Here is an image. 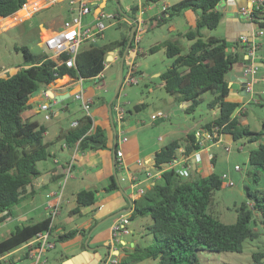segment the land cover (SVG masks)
<instances>
[{"label": "trees", "instance_id": "trees-1", "mask_svg": "<svg viewBox=\"0 0 264 264\" xmlns=\"http://www.w3.org/2000/svg\"><path fill=\"white\" fill-rule=\"evenodd\" d=\"M148 1L155 3L162 0ZM222 1L179 0L165 9L164 14L191 11L195 21L183 33L192 40L188 51H183L176 41L165 43L166 54L173 58V62L160 77L165 89L175 95L178 102L188 103L185 108L187 113L195 112L208 93V106L210 109H218V114L203 127L213 130L215 126H220L218 133L230 135L233 140L245 138L249 142L259 141L258 146L250 151L249 162L258 169H264V120L258 131L240 127V120L234 113L241 107V103L228 99L231 92L229 76L237 65L243 66L245 53L238 50L239 43L203 32L204 29H216L223 21L225 14L219 8ZM26 2L0 0V17L15 14ZM138 9V4L132 7L130 15L135 19ZM257 14L263 19L260 24L264 26L262 9L257 10ZM132 27L133 24L131 30ZM128 41L129 37L104 45L91 42L88 47L81 48L76 66L73 67L66 64V53L57 58L46 53L35 60L36 54L27 46L17 48L24 52L26 63L19 65V69L8 77L0 75V223L12 214V209L22 201L26 187L39 176L38 162L49 156V142L44 137L47 126L39 120L24 117V112L30 108V99L64 75L96 79L105 69L109 52L119 48L122 56ZM231 46H237V49L230 51ZM159 48V45H155L150 51L155 52ZM2 71L0 65V73ZM144 105L145 102L135 107ZM78 121L77 126L61 134L69 147L78 144L80 150H86L107 146L106 129L95 126L93 116L84 113ZM181 147L186 156L201 149L195 133L189 132L184 140H173L157 151L155 168L161 170L163 165L171 162ZM118 172L116 157L115 174L105 187L106 191L121 188L119 178H116ZM253 176L254 181L259 183L261 178L258 171ZM222 183V176L215 171L204 175L192 169L190 176L184 177L176 169L164 170L161 180L156 181L140 199L135 200L132 213L133 218L138 215L151 216L148 230L153 234L154 244L129 246L116 264H135L147 258L156 259L159 264H201L198 258L200 250L242 251L245 240L256 239L264 233V191L248 189L249 198L255 201L254 210L245 201L236 207L237 220L225 223L212 209L215 193L222 188ZM96 199L95 189L79 191L74 213L81 212L87 206L97 209ZM255 212L260 216L259 219ZM49 226V217L18 225L10 235L0 240V264H9L2 259L3 256L18 249L38 232L49 229ZM90 230L70 229L59 234L57 241H66L78 234L88 236ZM253 259L255 264H264V250L254 252Z\"/></svg>", "mask_w": 264, "mask_h": 264}, {"label": "crops", "instance_id": "crops-1", "mask_svg": "<svg viewBox=\"0 0 264 264\" xmlns=\"http://www.w3.org/2000/svg\"><path fill=\"white\" fill-rule=\"evenodd\" d=\"M104 1L105 0L94 1L93 11L91 13L93 19L91 21L96 19L97 12L99 11L98 6L103 4ZM250 3L251 0H224L220 3L219 8L223 10L225 14L222 21L225 25V32L227 36L225 39L228 41L230 40L229 42L238 43V38L242 34L251 33L253 25L250 23V21L240 17L238 14L240 8L249 6ZM153 4L154 3H149L148 0H145V3L142 5H146V7H148L147 11H154L155 5ZM64 5L66 8H64ZM164 5L170 6L169 4L163 3L160 8H157L158 10H156L155 13H152L148 17L147 13L145 12L146 9L143 11L139 3L137 16L145 22L147 18L149 19L154 16H159V13L163 11ZM53 6L57 7L49 10V8ZM53 6L45 8L48 10L38 23L37 30L40 33V36L44 30L50 33L54 31L55 28H57V30L60 29L63 22L71 16L67 3H59ZM22 9L26 8H21L11 16L0 17V31L12 28L22 22L30 20L33 18V16H35V14L44 10L41 9L31 15V12L26 9V14L20 15L19 13ZM187 14L191 16L190 24H194V14L191 11L187 12ZM129 16L131 15L129 14ZM129 16L121 15L120 18L119 15L118 19L120 18L129 26H132L133 21ZM262 16H264V9H262ZM49 28H52V30H49ZM238 45L240 47L238 50L245 53L243 46L240 44ZM236 49L237 46H231L229 48L230 51ZM114 51L119 52V48ZM119 55L121 58L118 60H112L111 55V58L109 59L110 65L112 62L122 60L120 52ZM259 62L261 63V70L264 73V35L262 36V47L259 50ZM18 69L19 66L11 69L9 74L4 76L8 77L10 74L15 73ZM241 69L242 67L240 64V66L237 65L231 72L230 82L233 84V82L238 81L240 87L237 90H233L231 86V92L228 96V99L239 102L241 103V106H243V98L247 94L243 92L241 82L238 79L232 80V76L236 74V72L241 71ZM7 70L8 69L3 70L2 73ZM98 78L102 79L103 77ZM85 80L87 79L82 77L73 78L69 75H64L62 78L57 79L47 88L41 90L30 99V108L24 112V117L39 120L41 123L47 126L44 137L45 140L49 142V156L46 159L38 162V168L40 170L39 176H37L26 187L22 201L12 209V214L8 215L3 224L13 223L14 230L18 225H22L23 223L28 224L45 219L48 217L50 205L59 203L60 214L55 218L52 228V234L56 241L59 234H62L70 229H91L88 234L89 245L95 248L100 245H110L112 254H114L119 261L126 249L136 245L142 246L139 242V238L135 236L136 232H139L140 235L143 234L141 222L143 220L147 221V228L151 223L148 221V219L146 220L145 216L138 215L133 218L132 213L135 208V200L140 199L143 195V193L138 192V190L143 189L146 191L156 181L161 180V173L158 174L159 170L156 171L157 169L154 166L157 151L162 149V147L173 140H184L189 132H194L195 129L198 128H204V125L201 127H195V125L183 127L181 124L170 126L165 128L163 134L159 135L157 138H153V143L149 147L143 148L142 143L137 141V139L131 141L130 138L125 136V133L130 132L133 134L132 138H135L140 134L139 131H141V128H137L136 125H133L134 122L132 121L128 126H125L123 122L126 120V116L123 114V118L120 120L118 111L114 106H112V114L114 119L113 124L111 120L110 109L107 110V108L103 106L98 107L93 112H91V116L94 117L95 126H101L106 129L107 146L99 149L75 150V147H69L67 145L65 146V141L61 138V134L70 128L71 123L78 119L82 113L71 119H68L67 122L64 123V118L61 117L62 110L52 111L53 103H51L50 100H58L53 98L50 93L52 91L53 95L59 97L62 101L68 97L75 96L77 92H82L84 98L88 97L87 99L94 103L93 97L90 95L93 88L89 87L88 89H85L83 84V81ZM257 84L258 86H264V80L259 77L255 82L254 94L256 92L264 93V89H257ZM117 102L119 101H115L113 105H115ZM143 102L145 101H142V103ZM44 103L50 105L49 110L51 111L50 113L53 114L49 119L47 118L48 113H45V115L41 117V114L44 111L46 112V110H41V106ZM181 105L183 106L182 109H184L188 103L182 102ZM135 108L140 109L141 107ZM244 112L245 109L241 112L236 111L234 115L239 118L240 114ZM96 115L99 117L97 118ZM184 121L186 122L187 120ZM170 136H175V138L170 139L167 143L161 145V142L167 140V138ZM221 139L222 142L208 144L202 149L201 153L199 151L197 152L198 154L192 156L190 162L192 163L193 168L194 165H196L195 170L197 173L208 175L213 172L215 164L212 161L216 159V156L214 155L213 159L210 158V154H213L211 153L210 148L214 145L225 143L229 144L233 140L230 135L224 133L222 134ZM115 142L117 144V148L123 153V163L119 165V172L117 174L121 188L109 192L105 190V187L111 182L112 176L115 174V164L113 157V148ZM181 149H183V147H181L179 150ZM70 164H72L71 175L67 179L63 195L59 197L58 192L60 190L62 180L65 178L67 174V168ZM120 172L122 173V176L119 175ZM149 173H153L155 176L149 177ZM133 178L134 182L137 184L136 188L131 187ZM145 183L147 184L144 185ZM83 189L97 190V209H92L90 206H87L82 208L81 212L74 213V209L77 205L76 195ZM64 206H68L67 224H73V226L69 229L65 227L63 221L59 218V216L63 214ZM122 210H124L125 213L131 214V223L129 227L132 230V233L125 235L120 242H115L112 238L111 226L115 216ZM75 215H77L79 218H77ZM1 224L2 223H0V225ZM13 230L11 229L8 235H10ZM88 236L78 234L69 240L62 242L57 241L55 248L47 251L45 255V261H43L41 264H100L106 256V251L104 249L91 250L87 248L85 240ZM19 249L20 247L6 254L2 257V259L9 264H14L15 262H18V264H31L32 260L27 257L25 252L22 255H17V251H19ZM23 258H27L30 260V262L23 261ZM143 261L137 262L135 264L142 263ZM104 264L114 263L112 262V258L109 257L104 262Z\"/></svg>", "mask_w": 264, "mask_h": 264}, {"label": "rangeland", "instance_id": "rangeland-1", "mask_svg": "<svg viewBox=\"0 0 264 264\" xmlns=\"http://www.w3.org/2000/svg\"><path fill=\"white\" fill-rule=\"evenodd\" d=\"M178 1L179 0H162L155 2L153 4L155 5L154 11H147L148 7H146V5H141L140 7L143 11L146 9L145 12L149 17L152 13H155L156 10H158L157 8H160L163 3L172 5ZM142 3L144 4L145 0H142ZM136 4H139V0H107L103 9L113 14H119L120 12L121 14L119 15L121 18V15L132 14V7ZM56 7L57 6H53L49 8V10ZM64 8H66L65 5ZM47 10L48 9H44L35 14L30 20L22 22L17 26L0 31V65L3 70L8 69L3 73L1 72V76L8 75L11 69L26 63L24 52L17 48L27 46L31 52L36 54L35 60L49 53V50L41 42L49 32L44 30L40 36L37 30L38 23ZM164 11H161L159 16H154L149 19L145 18L146 21L140 26L143 32L139 35V41L137 43L139 53L135 59L137 67L135 76L138 79L137 83L123 82L120 87L121 61L112 62L111 65L106 67L102 79L97 77L95 80L87 79L83 81L85 89L89 87L93 88L92 93H90L94 100V103L90 106L91 112L103 106L108 110L109 101L120 88L119 96L116 98V101H119L124 109L123 114L126 116V120L123 122L124 125L128 126L132 121L134 122L133 125H136L137 128H141V131H139L141 135L139 134L137 137L132 138L133 134L127 132L125 136L130 138L131 141L137 139V141L142 143L143 148L149 147L153 143V138H157L159 135L163 134L165 128L179 124L183 125V127L190 125L201 127L212 121L218 114V109H210L208 106V99L210 96L208 93L205 94V99L200 103L195 112L187 113L185 108L182 109L183 106L177 101L176 96L169 93L162 85L160 74L170 67L173 62V58L168 57L166 54L165 43L169 40L176 41L183 48V51H188L192 43V40H189L183 35V33L191 27V16L187 14L189 11L187 10L181 14H170V12L164 14ZM120 18L116 20H106L107 24L113 23L105 30L104 38L98 39L97 43L99 45L122 40L125 37L130 38L131 28ZM92 19V14L88 15L84 19V23L91 24L95 21H91ZM49 30H52V28H49ZM56 30L57 28L54 29V31ZM203 32L206 35L227 37L223 22L216 29H204ZM136 33L137 29L135 34ZM90 43V40H86L82 48L88 47ZM134 45L136 44L133 43V46ZM155 45H159L160 48L155 52H151L150 49ZM107 61H109L108 57ZM229 77L231 81V75ZM231 86L233 90H237L240 87L238 81L233 82ZM257 89H264V86H258L257 84ZM142 101H145V105L140 109H136L135 105L141 104ZM50 102L53 103L52 111L62 110L61 117L64 118V123L80 113H85L82 100L75 96L68 97L62 101L51 99ZM243 103L245 104L243 105L246 113L240 114V127H249L255 131L260 130L264 120V93L256 92L253 95L248 93L244 96ZM159 111H162L168 117H156ZM50 112V110L44 111L41 117H43L45 113ZM96 117L98 118L99 116L96 115ZM170 137L161 142V145L175 138V136ZM229 144H231L230 153L225 149L227 146L226 143L214 145L210 148L211 153L216 156V159L212 161L215 164L213 171L221 176H226L234 182V185L225 186L216 191L212 204L214 214L225 223H233L237 220L236 207L245 201H247L248 206L254 210L255 201L249 198L247 194L248 189L252 191H257L258 189L262 192L264 191V169L262 167L258 169L249 162L250 151L258 146L259 141L249 142L247 139L242 138L239 140H232ZM241 145L244 147L243 150L239 149ZM201 151L202 149L200 153ZM237 167L240 169L237 170ZM156 171H158V169ZM256 171H258L261 178L259 183L254 181L253 174ZM119 175L122 176V173L120 172ZM146 184L147 183L144 185ZM67 210L68 206H64L63 214L60 215L59 218L63 221L65 227L69 229L73 224H67ZM75 216L77 217V215ZM255 216L258 219L260 218L256 212ZM145 217L146 220L148 219V221L152 222L150 215H145ZM146 222L147 221L144 220L141 222L143 234L140 235L139 232L135 233L142 247L154 244L153 234L148 230ZM13 228V223H2L0 225V240L4 239ZM262 250H264L263 232L256 239L245 240L244 248L240 252L200 250L198 251V258L201 264H255L253 253ZM24 252L23 249H19L17 255H22ZM23 261L30 262L27 258H23ZM14 264H18V262ZM139 264H159V261L153 258H147Z\"/></svg>", "mask_w": 264, "mask_h": 264}, {"label": "built area", "instance_id": "built-area-1", "mask_svg": "<svg viewBox=\"0 0 264 264\" xmlns=\"http://www.w3.org/2000/svg\"><path fill=\"white\" fill-rule=\"evenodd\" d=\"M96 0H27L24 4L23 8H26L31 12V15L36 13L41 9L48 8L50 6L59 4V3H67L69 6V11L71 16L66 19L61 28L50 32L42 41V44L46 46L49 50L50 57L57 58L62 54H68V58L66 59V64L69 67L76 66V58L81 50L83 44L86 40H90L91 42H97L98 39L104 38L105 30L113 23H106V20H116L119 17V14H113L106 12L103 8L99 9L96 15V19L91 24H85L84 18L92 13L93 4ZM140 5H142V0H139ZM167 5H164L163 11L167 8ZM264 9V0H251L249 6H244L240 8L238 14L240 17L250 21L253 25V29L249 34H242L238 38V43L243 46L245 49V61L242 66V71L244 73V77L246 79V92L254 94V84L260 77L264 80V73L261 70V63L259 62V50L262 47V36L264 35V27L260 24L263 21L261 17L258 16L257 10ZM138 27L137 33L134 36L133 43L136 45L133 48L129 49L125 61H124V82L137 83L138 79L135 76V72L137 70L135 59L139 53V49L137 47V43L139 41V35L143 32V29L140 27L144 20L138 18ZM112 55V60L120 59L119 52L110 51ZM110 65L109 61L105 62V68ZM104 70L99 73L97 77H103ZM259 74V75H258ZM47 95V93H46ZM75 96L82 100V106L85 110V113L91 115L90 106L92 104L91 100L85 99L82 92H77ZM258 101V100H256ZM115 109L118 111L119 119L123 118V108L119 102L113 105ZM50 105L44 103L41 106V110H49ZM244 109V105L237 109L238 112ZM52 113H48L47 118L52 117ZM162 111H159L156 114V117H166ZM79 123L78 119L74 120L71 123V127L77 126ZM220 126H215L213 130H208L205 128L195 129L194 133L197 137L201 145V149L206 147L208 144H215L222 142V134L218 133L220 130ZM218 136L215 138V136ZM126 139V138H125ZM67 144L65 143V146ZM68 146V145H67ZM243 146L239 147L240 150H243ZM78 144L75 146V150H78ZM200 149V150H201ZM227 152H231V144H227L225 147ZM199 150V151H200ZM197 151V152H199ZM195 152L191 156H186L183 154V149L179 150V154L176 155L173 160L165 165H163L162 169L158 171L162 173L167 169H176L179 173H181L184 177H188L190 175L191 170L193 169L192 163L190 159L192 156L198 154ZM123 153L120 149H117V159L118 164L121 165L123 163ZM210 158H214V154H210ZM240 169L237 167V170ZM72 164H70L67 168V174L65 178L62 180L60 190L58 192V196L61 197L63 195L67 179L71 175ZM155 174L149 173V177H154ZM223 183L222 187L232 186L234 182L227 178L226 176H222ZM131 187L136 188L137 184L134 182V178L132 180ZM63 184V186H62ZM140 193H144L143 189L138 190ZM60 214V205L59 203L52 204L49 207L48 217L50 218V226L49 229L38 232L32 239L25 242L20 249L25 251V254L28 258L32 260L31 264H41L45 261V255L48 250L55 248L56 240L52 234V228L54 225L55 218ZM131 223V214L129 213H119L115 216V219L111 226L112 238L115 242H120L121 239L128 234L132 233L129 225ZM112 262L116 264L118 259L116 256L112 258Z\"/></svg>", "mask_w": 264, "mask_h": 264}, {"label": "water", "instance_id": "water-1", "mask_svg": "<svg viewBox=\"0 0 264 264\" xmlns=\"http://www.w3.org/2000/svg\"><path fill=\"white\" fill-rule=\"evenodd\" d=\"M106 2H107V1L105 0L103 4H100V5L98 6V8H99V9H102V8L106 5ZM128 16H129V15H128ZM129 17L132 19L134 25H133L132 30H131V34H130L129 41H128V43H127V45H126V47H125V50L123 51V54H122V60H121V83H120V87H121V85H122V83H123V65H124V61H125L126 55H127L128 51H129V49H130L132 43H133V39H134V36H135V32H136V29H137V27H138V21H137V19L133 18L132 16H129ZM110 58H111V55L109 54L108 59H110ZM231 69H232V68H231ZM235 79H238V80L241 82L242 90H243V92H244L245 94H247V92H246V88H245V86H246V79H245V77H244V73H243L242 70L239 71V72H236V74H234V75L232 76V80H235ZM229 85L231 86V85H232V82H230ZM119 89H120V88H119ZM119 89H118V91L115 93L114 97H113V98L109 101V103H108V106H109V109H110L111 120H112V123H113V124H114V119H113V114H112V106H113V102L116 100V98H117V96H118ZM50 94L53 96V98H55V99H57V100H61L59 97L53 95V92H52V91H51ZM116 147H117V144H116V142H115V145H114V148H113L114 164H115L116 157H117V155H116ZM195 168H196V165H194V168H193V169L195 170ZM116 178H118V177H116ZM123 212H124V210H122V211L119 212V213H123ZM85 243H86L87 248H89V249H91V250H95V249H96L95 247H91V246L89 245V236L86 238ZM97 249H104V250L106 251V256H105V258L101 261L100 264H104V262H105L109 257L114 258V256H115L114 254H112V251H111V249H110V247H109L108 245H100V246H97Z\"/></svg>", "mask_w": 264, "mask_h": 264}, {"label": "bare ground", "instance_id": "bare-ground-1", "mask_svg": "<svg viewBox=\"0 0 264 264\" xmlns=\"http://www.w3.org/2000/svg\"><path fill=\"white\" fill-rule=\"evenodd\" d=\"M19 14H20V15H24V14H26V9H22V10L20 11Z\"/></svg>", "mask_w": 264, "mask_h": 264}]
</instances>
